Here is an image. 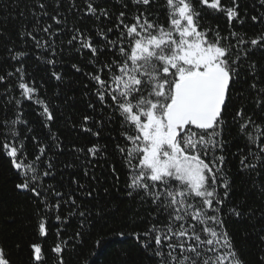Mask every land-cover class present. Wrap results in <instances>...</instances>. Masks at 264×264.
<instances>
[{"label":"snow or ice","instance_id":"snow-or-ice-1","mask_svg":"<svg viewBox=\"0 0 264 264\" xmlns=\"http://www.w3.org/2000/svg\"><path fill=\"white\" fill-rule=\"evenodd\" d=\"M52 2L54 11L49 12L43 0H37L40 11L33 12L37 24L32 32L25 31L21 35L30 36L37 47L55 56L56 44L51 37L66 29L68 20L67 13L60 10L61 0ZM130 2L134 10L120 11L114 27L105 31L97 24V36L102 44H95L86 31L75 25L70 30L71 39L67 41L69 45H77V52L90 51L92 58L88 63L96 66V72L86 75L95 84L94 94L100 110L110 109L109 121L114 116L120 119V135L126 144L116 147L128 169V196L135 194L145 203L150 200L156 208L147 231L128 235L157 258L156 264H245L225 228L224 209L231 180L225 167L228 141L223 135L228 125L226 114L233 90L241 76L239 69L245 65L253 76L249 87L256 93L254 104L264 115V85L258 83L256 63L247 60L250 52L264 49V30L255 38H246V33L231 30L234 19L240 24L245 22L239 17L237 0H232L231 7L222 5L221 0H165L164 22H161L159 11H153L160 7L159 0ZM84 3L83 15L98 22L101 17L111 18L110 9L98 6L96 0H84ZM115 3L129 9L126 0H115ZM260 4L264 7V0H260ZM205 6L226 15L230 28L227 36H221L215 29L201 27L200 18ZM74 9L81 11L75 0H69L68 12ZM41 17L50 18L52 23L41 26ZM251 20L264 23V13L251 16ZM114 31L115 39H110L109 34ZM34 32L46 33L49 39H37ZM105 51L111 54V60L97 64ZM25 55L27 53L17 52L12 59ZM46 62L53 66L57 63L55 59ZM72 67L78 72L82 70L76 64ZM16 72L20 73L17 86L22 90L21 96L42 107L39 114L45 117L47 126V121L54 119L48 104L35 95L36 87L25 82L22 65ZM13 75V72L0 75V82ZM52 75L57 80L62 79L55 71ZM15 104L19 107L21 100H15ZM89 107L94 109L95 105L90 103ZM245 108L246 105H242L237 110L232 122L239 126V132L250 144L259 148V152L249 148V154L240 159L242 171L255 172L257 165L264 167V142L257 143L264 138V120L258 123L253 114H246ZM92 119L84 116V125ZM17 121L27 123L19 117L10 123L15 125ZM96 123L101 124L100 121ZM84 125V131L99 136ZM10 131L11 137L6 136L3 142V151L21 177L22 182L16 184V188L40 199L43 208L37 212V231L39 237H47L48 214L55 212V220L66 223L67 217L62 218L59 210L62 204L75 206L76 201L71 195L65 198V193L51 185L42 188L38 166L45 155V147L40 146L38 154L28 162L26 146L18 140V133ZM52 139L59 147L58 137L53 134ZM76 151L84 152V149ZM100 152L99 145L87 149L93 158ZM249 156L256 163H252ZM45 163L48 170L43 176L53 175L50 170L54 165L49 161ZM49 192L56 198L54 203H49ZM227 214L239 217L242 213L237 207H231ZM84 215L83 211L79 212V216ZM61 231L57 229L59 242L51 249L57 254L55 264H65L62 253L67 241L60 239ZM80 235V232L76 233L77 237ZM119 235L123 237L125 233ZM29 247L31 264H46L42 243H32ZM260 260L264 264V256ZM0 264H12L10 252L2 245Z\"/></svg>","mask_w":264,"mask_h":264},{"label":"trees","instance_id":"trees-1","mask_svg":"<svg viewBox=\"0 0 264 264\" xmlns=\"http://www.w3.org/2000/svg\"><path fill=\"white\" fill-rule=\"evenodd\" d=\"M43 2L49 12L54 11L52 0ZM75 2L81 11L74 9L68 12L69 0H61L60 10L67 13L68 25L51 37L55 41L57 53L53 56L50 51L37 47L30 36L21 35L25 31L32 32L37 24L33 16V12L40 11L37 0H0V75L14 73L0 82V245L10 252L12 264H31L30 244L42 243L46 264H55L57 254L51 249L59 242L56 235L59 228L62 229L60 239L67 241L62 253L65 264H156L157 258L128 235L147 231L156 208L150 200L145 203L135 194L128 196V169L116 147L117 144H126L120 135V119L114 116L109 121L107 117L110 109L100 110L101 106L94 94L95 84L86 75L96 72V66L88 63L92 58L90 51L85 49L82 53L77 52V45L67 43L72 36L70 30L75 25L81 31H86L95 44H102L103 41L97 36V24L106 31L114 27L120 11L131 12L134 9L130 0H126L129 3L127 10L115 0H96L98 6L107 7L112 12L109 20L101 17L98 22L91 16L83 15L84 0ZM164 3L165 0H159L160 7L153 9L159 11L161 22L166 19ZM237 3L239 17L245 22L240 24L234 19L231 30L246 33V38H255L264 30V23H253L251 16L264 13V7L260 0H237ZM221 4L231 7L232 0H221ZM197 7L201 6L197 4ZM46 23H52L51 19L41 17V26ZM200 23L202 28L215 29L221 36H227L230 32L226 15L206 6L202 9ZM33 34L37 39H49L46 33ZM115 36V31L109 34L110 39H115ZM17 52L27 55L13 60L12 55ZM111 58V54L105 51L97 64L109 62ZM47 59H55L57 63L53 66L46 62ZM247 60L256 63L258 83L264 85V49L250 52ZM74 64L82 70L76 71L72 67ZM21 65L25 82L38 89L35 95L44 100L53 113L54 119L47 121V126L45 117L39 114L42 107L20 94L22 90L17 86L20 73L16 69ZM53 71L59 73L62 79L57 80L52 75ZM239 71L241 76L233 90L226 114L228 125L223 135V139L228 141L225 167L231 180V190L224 209L225 228L245 264H261L260 257L264 256V167L257 165L255 172L241 170V156L248 155L249 148L254 152H259V148L248 142L232 119L242 105H246V114H253L258 123L264 120V115L256 108V93L249 87L253 76L246 65ZM104 75L106 77L107 74ZM17 99L21 100L19 107L15 104ZM90 103L95 105L94 109L89 107ZM84 116L93 119L84 125ZM17 117L27 123L17 121L12 125L10 122L17 120ZM82 125L98 132L99 136L84 131ZM10 129L18 133V140L26 146L28 162L38 154L40 146L45 147V155L38 166L42 188L51 185L65 193V198L71 195L76 201L75 206L71 203L62 204L59 210L58 214L62 218L67 217L66 223L55 220L57 213L48 214L47 237H39L37 231V212L43 208L40 199L31 192L16 188V184L22 182L21 177L13 168L11 158L3 151L5 137L10 138L12 134ZM53 134L58 137L59 147L52 139ZM261 142H264V138L257 143ZM93 145L101 146V152L95 158L87 153V149ZM81 148L84 152L76 151ZM249 160L256 163L251 156ZM45 161L54 165L50 170L53 175L43 176V172L48 170ZM48 199L49 203H54L56 198L49 192ZM231 207H237L242 214L239 217L228 215L227 209ZM81 211L85 213L84 216H79ZM77 232L81 233L79 237L76 236ZM120 232L125 235L121 237Z\"/></svg>","mask_w":264,"mask_h":264}]
</instances>
